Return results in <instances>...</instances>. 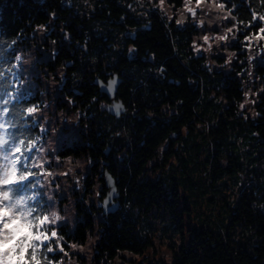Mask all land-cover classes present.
Wrapping results in <instances>:
<instances>
[{
	"label": "trees",
	"instance_id": "trees-1",
	"mask_svg": "<svg viewBox=\"0 0 264 264\" xmlns=\"http://www.w3.org/2000/svg\"><path fill=\"white\" fill-rule=\"evenodd\" d=\"M131 1L91 0V10L80 15L64 0H0V57L7 91L13 88L7 70H14L17 51L31 49L37 43L34 31L45 28L48 39L40 45L46 46L49 58L43 65L55 77L60 68L64 76V98L56 107L87 118L56 150L60 159L91 162L83 204L75 201L76 220L72 227L59 224V237L64 245L84 244L91 237L92 262L114 264L123 253L143 254L152 248L153 232L146 226L150 218L167 216L180 243L172 246L169 263L147 264H264V62L253 68L258 99L249 115L239 110L250 78L247 58L236 59L227 72L213 71L192 48L198 28L180 27L175 14L168 19L157 8H145L144 16L136 18L129 12ZM184 1L166 3L177 10ZM216 1L230 13L239 36L233 46L241 49L245 38L262 27L264 0ZM95 23L123 35L113 63L109 55L104 64L110 31L98 35ZM53 27L58 30L52 35ZM236 55L243 57L245 51ZM114 78L119 81L115 97L126 107L118 118L105 110L111 100L100 88ZM30 96L12 102L14 113L8 107L14 123L28 122L17 125L19 132L35 141L39 128L27 109L38 97ZM105 170L120 194L118 209L109 214L88 197L94 195L97 180L101 189L96 195L103 200ZM203 197L209 204L206 213ZM40 200L38 211L44 214L47 205L43 196ZM183 214L194 219L187 234ZM57 255L48 253V261Z\"/></svg>",
	"mask_w": 264,
	"mask_h": 264
},
{
	"label": "rangeland",
	"instance_id": "rangeland-1",
	"mask_svg": "<svg viewBox=\"0 0 264 264\" xmlns=\"http://www.w3.org/2000/svg\"><path fill=\"white\" fill-rule=\"evenodd\" d=\"M67 5H75L74 7L80 15L92 8L91 0H64ZM219 3L216 0H200V5L197 7V0H191V3L186 7V0L182 3L180 9L173 10L167 5L166 0H134L129 3V12L136 18H141L142 12L157 8L162 15L170 19L172 15H176L177 23L180 27L184 25H192L195 30L198 28V33L194 37L193 50L196 54H202L206 60L207 68L217 71L222 70L227 72L229 69L234 68L233 62L237 59L242 61V58H247L248 64V75L250 76L249 82L244 90V98L240 104L239 110L249 115H253L254 105L258 99L256 87H254L253 79V68L255 63L264 62V33L260 30L254 34L252 38H245L241 49H237L233 46L238 41V29L231 22L230 13L227 10L220 9L217 7ZM187 8H192L195 12H189ZM263 21V20H262ZM264 28V22L261 23ZM57 27L52 28V35ZM260 28V29H261ZM231 29V31H229ZM45 28H37L34 32L36 44L31 45V49L19 50L15 56L14 70L16 73L13 75L12 95H20L22 100L31 98L30 95L37 94V101L35 104H31L29 108H35V111L28 113L32 119L34 125L39 128V135L35 139V149L39 151H33V159L29 161V164H39L40 167H33L31 170L36 173L32 177L35 187L30 188V193H21L26 195L37 194V199L40 201V196H43L44 201L47 205V211L42 215H49L55 212L60 219L55 224H46L45 227L54 230L57 233V227L59 224L73 226L75 221L74 205L75 201L78 200L79 204H83L81 195L84 193V180L89 173L91 162L83 158H66L60 159L56 155L57 148L67 142L71 136L76 135V132L81 127L80 122L82 121V127H84V121L87 120L84 114L78 112H72L62 107H56L61 105V100L64 98L62 89L64 88L63 81L64 76L62 71L58 68L55 71L57 77L47 70V67L43 63L48 62V52L45 51L46 46H41L42 39H45ZM93 31L97 34L105 35L109 32L107 27H102L100 23L93 24ZM58 31L57 34H59ZM207 36L208 40L205 42L204 37ZM226 36V39H219V37ZM109 39L112 38L111 43L106 44V57H104V64L108 61V56L111 58V63L114 61V55L117 54L124 45L123 35L119 31L111 30ZM58 38V35L56 36ZM262 39V45L260 41ZM108 40V39H107ZM106 40V41H107ZM40 41V43H38ZM247 41V42H246ZM241 44V43H240ZM55 50V47H53ZM245 51L243 57H237L236 52ZM20 57L16 60V57ZM86 57V56H85ZM107 58V59H105ZM82 61L86 59H81ZM94 59H92L93 61ZM42 61V63H38ZM91 62V61H90ZM60 102V103H59ZM81 119V120H80ZM27 125V120L17 123V125ZM14 131V130H13ZM165 149V146L160 148ZM161 158L158 157V160ZM174 164L177 161L172 158L171 161ZM168 167V166H166ZM159 170L156 171L155 175L159 174ZM152 176V175H151ZM90 176L88 179H91ZM96 184L92 186L94 195L88 197L91 199L94 207L102 205V198L98 199L97 195L100 194L101 189L100 183L95 180ZM227 189H231L228 183ZM83 192V193H82ZM179 192L181 193L180 189ZM97 193V195H96ZM186 195L185 193H182ZM201 199L202 209L209 212V204L205 201L207 197ZM35 203V202H30ZM39 209V208H38ZM201 212V211H200ZM153 216V214H152ZM206 216V215H205ZM208 216V215H207ZM187 218V219H186ZM183 219L186 221L183 223L184 234H187L188 228L194 224V219L191 221L189 217L183 214ZM150 222L146 229L149 232H153L151 235L153 247L144 251L143 254H129L123 253L122 258H117L114 264H138L143 262L155 263H169L171 260V249L172 246L176 247L179 245L181 237L175 227H173L168 217L150 218ZM148 227V228H147ZM50 235V231L48 233ZM59 240V246L56 241ZM93 242L94 239H89L84 244L68 243L64 245L63 240L57 236L51 239L48 243L51 244L54 251L52 254L57 253L58 257L55 261H51V264H95L92 262L93 254ZM59 248H63L60 251ZM51 254V253H50Z\"/></svg>",
	"mask_w": 264,
	"mask_h": 264
},
{
	"label": "snow or ice",
	"instance_id": "snow-or-ice-1",
	"mask_svg": "<svg viewBox=\"0 0 264 264\" xmlns=\"http://www.w3.org/2000/svg\"><path fill=\"white\" fill-rule=\"evenodd\" d=\"M191 0H186V7ZM163 4V0H161ZM200 0H197V7ZM220 9L223 4L217 5ZM195 15L192 8H187ZM264 20V16L259 17ZM231 31V29H229ZM264 33V28L260 29ZM226 36L219 39H226ZM264 38V37H261ZM207 42L208 37H204ZM20 57H16L19 60ZM3 57H0V264H51L48 261V253L54 251L50 243L51 239L57 236L56 231L45 227L46 224H55L60 217L55 213L42 215L38 211L41 207L37 194L26 195L30 188L35 187L32 177L36 175L31 169L40 167L39 164H29L33 159L35 141L19 132L17 124L13 122L10 115L9 105L12 112H15L13 101L19 102L20 95H12L7 91L5 72L2 67ZM13 75L12 68L7 70ZM28 113L35 111V108H28ZM20 127H23L22 125ZM16 129V131H13ZM23 137V138H22ZM35 202V203H30ZM50 231V235L48 234ZM59 246V240L56 241ZM44 249V251H40ZM63 251V248H59ZM42 257V259H41Z\"/></svg>",
	"mask_w": 264,
	"mask_h": 264
},
{
	"label": "water",
	"instance_id": "water-1",
	"mask_svg": "<svg viewBox=\"0 0 264 264\" xmlns=\"http://www.w3.org/2000/svg\"><path fill=\"white\" fill-rule=\"evenodd\" d=\"M118 82L119 81L114 78L113 80L109 81L107 85L100 84V88L105 91V93L111 100L110 103L106 106L105 110L109 112L111 116H114L116 118H118L126 111V107L122 100L115 97V90ZM103 178L106 190L101 207L104 214H109L115 212L118 209V199L120 194L112 175L108 171H104Z\"/></svg>",
	"mask_w": 264,
	"mask_h": 264
}]
</instances>
